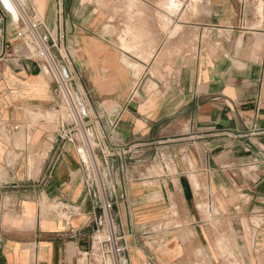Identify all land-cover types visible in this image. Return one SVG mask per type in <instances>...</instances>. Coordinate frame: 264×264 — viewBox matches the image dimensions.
<instances>
[{
    "label": "crops",
    "instance_id": "1",
    "mask_svg": "<svg viewBox=\"0 0 264 264\" xmlns=\"http://www.w3.org/2000/svg\"><path fill=\"white\" fill-rule=\"evenodd\" d=\"M13 1L18 19L0 0V264H76L95 227L81 144L37 118L59 101L16 36L26 15L48 41L66 34L87 120L123 176L147 163L108 184L131 264H264V0ZM129 16L140 57L120 40Z\"/></svg>",
    "mask_w": 264,
    "mask_h": 264
},
{
    "label": "built area",
    "instance_id": "2",
    "mask_svg": "<svg viewBox=\"0 0 264 264\" xmlns=\"http://www.w3.org/2000/svg\"><path fill=\"white\" fill-rule=\"evenodd\" d=\"M16 36L28 48L32 58L45 64L52 77L54 93L59 101L58 110L67 114L59 119L60 137L81 144L86 172L84 185L93 201L95 227L90 249L79 252L76 264H131L126 235L114 214L116 202L109 196V185L101 181L103 177L105 180L109 178L111 185L113 178L123 176L126 162L118 163L117 147L107 145L87 120L88 113L79 90L80 73L67 46L61 43L66 40V34H61L57 42L48 41L41 32V23L26 15ZM121 151L122 155L129 153L125 148ZM110 191L113 194L112 187Z\"/></svg>",
    "mask_w": 264,
    "mask_h": 264
},
{
    "label": "rangeland",
    "instance_id": "3",
    "mask_svg": "<svg viewBox=\"0 0 264 264\" xmlns=\"http://www.w3.org/2000/svg\"><path fill=\"white\" fill-rule=\"evenodd\" d=\"M2 2L6 6V8L12 13L13 17L15 19H18L19 15H20V10H19L18 6L16 5V3L13 0H2ZM166 2H167L166 0H121L120 2H118V9L120 11L121 10H125V11L127 10V12H132V11H135L138 9L140 10L142 8H149V9L159 8V9L165 10V7H166L168 10L173 11V10L178 9L179 7L182 6V2L179 0H169L167 2V4L165 5ZM164 5H165V7H164ZM128 19H129V22H133L134 27L131 26V23H129L128 31L125 32V23L123 20H119L120 24H122L120 31H122V36H124V37H121L120 40L122 39L124 41V40H126V37L127 38L133 37L132 41H130L127 45H126V42H124L123 49L125 51L132 53L133 55H136V57H140L139 53L141 52V49L138 48V46L140 44L138 42L140 40H139V38H137L140 35L138 36L135 33V29H136L135 26L137 24V23H135V21H139V20H141V18L129 16ZM165 19H167V18H164V20ZM165 22H167V21L165 20ZM66 115L67 114H65V113L54 111L52 113H45L44 116L38 115L37 118H41V119L44 118V119H47L48 121H55V120H58V118L60 119L62 117L63 118L66 117ZM139 156L140 155H138V157L135 158L134 160H131L130 161L131 164H129V162H128V166L133 165V166L137 167V169H136L137 171L135 170L131 173V175H133V176H128V177H126L125 175L119 176V179L121 181L123 179L124 180L132 179L133 177H135L133 179H136V180L140 179V177H138V174H140L141 167L143 165L145 166L147 163L143 162ZM165 162L167 164L168 169L172 168L170 160L166 159ZM154 165L156 166L158 164H154ZM155 166L153 168H155ZM158 168L162 169V165L159 164ZM113 180L115 182V178H113ZM101 181H102V183L108 185L111 180L109 178H106V180H105L103 177V178H101Z\"/></svg>",
    "mask_w": 264,
    "mask_h": 264
},
{
    "label": "bare ground",
    "instance_id": "4",
    "mask_svg": "<svg viewBox=\"0 0 264 264\" xmlns=\"http://www.w3.org/2000/svg\"><path fill=\"white\" fill-rule=\"evenodd\" d=\"M15 4V3H14ZM17 5V4H16ZM17 7V6H16ZM21 7V6H20ZM23 13V12H22Z\"/></svg>",
    "mask_w": 264,
    "mask_h": 264
}]
</instances>
